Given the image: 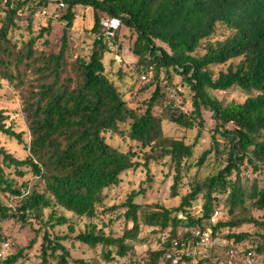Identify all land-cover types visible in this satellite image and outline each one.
Wrapping results in <instances>:
<instances>
[{
  "label": "trees",
  "instance_id": "trees-1",
  "mask_svg": "<svg viewBox=\"0 0 264 264\" xmlns=\"http://www.w3.org/2000/svg\"><path fill=\"white\" fill-rule=\"evenodd\" d=\"M48 2L38 1L43 5ZM60 2L66 4V11L60 17L65 21L61 48L57 53L41 52L37 56L41 63L34 64L33 68L39 81L29 89L23 102L31 133L26 144L29 154L17 158L0 148L4 162L18 167L20 174H23L21 167H29L38 181L24 194L23 190L14 187L13 180L6 176L0 163V191L14 192L20 202L10 214L22 221L29 216L38 217L51 227L67 225L68 231L74 232L76 221L61 208L91 220L105 212L107 190L120 182L122 173L143 166L149 175L150 163L165 158L175 170L171 189L176 195L181 170L192 156L195 143L166 135L163 119L155 112L161 96H169L166 88L178 86L172 82L174 74L181 76V83L189 88L194 110L191 116L179 112L171 119L190 128L197 118L203 124L202 107L209 108L215 126L211 146L203 151L199 164L215 151L218 157H223L224 166L203 181L192 182L191 190L171 208L160 203L137 201L143 188L130 193L121 204L125 208L121 234H107L93 222L74 239L69 233L52 236L46 229L41 243L42 263L47 264L53 258L56 264H92L87 259L72 257L69 247L64 244V240L70 238L90 246L100 245L106 260L116 255L124 257L134 251L132 241L139 239L140 225L146 223L158 233H165L162 246L152 253L151 264H157L160 255L165 264H170L164 254L181 229L187 228L189 236L192 228L206 226L205 217L215 208H220L223 216L224 203H220L219 194L222 192L232 216L228 220L221 216L214 226L215 232L222 227L233 229L252 222L262 228L257 235L241 230L225 233L224 249L232 239L235 242L248 239L259 264H264V221L251 216L246 205V201L251 200L252 206L264 208V186L257 181L245 185L241 176L244 165L254 169L264 165V0ZM29 3L30 0H0V71L3 74L11 66L19 72L22 62L29 64L34 59V40L17 48L11 38L21 11L26 6L31 9ZM79 5L93 9V25L89 29L95 36L92 50L88 59L79 58L73 63L75 80L68 76L60 80L68 32ZM103 15L119 17L122 25L136 32L133 52L138 56V68L148 71V67L153 66L155 69L154 90L143 112L128 105L118 86L105 72L103 55L110 51L107 40L115 39L118 31L113 37L104 35ZM218 26L225 31L222 37H216ZM49 31L50 24L41 28L38 35ZM161 70L167 76L165 82L159 78ZM235 86L246 93L244 101L223 103L210 92ZM7 118L4 110H0V131L24 142L21 131L6 125ZM125 130L143 149L140 159L136 158L135 151L121 150L106 138V132L123 134ZM200 193L203 200L196 208ZM45 208L50 209L46 220L43 217ZM116 208L113 205L108 209ZM8 209L0 201L2 219ZM198 209L203 212L202 217L196 216ZM1 227L0 241L7 240ZM23 250L9 254L4 264H14L23 255Z\"/></svg>",
  "mask_w": 264,
  "mask_h": 264
},
{
  "label": "rangeland",
  "instance_id": "rangeland-1",
  "mask_svg": "<svg viewBox=\"0 0 264 264\" xmlns=\"http://www.w3.org/2000/svg\"><path fill=\"white\" fill-rule=\"evenodd\" d=\"M38 1L30 0L31 9L26 6L21 11L17 19V25L11 32V38L16 43L17 48L23 47L30 40H34L32 44L35 50L34 59L32 58L29 64L22 62L19 72L13 66L5 74L0 71V110H4L8 116L5 121L6 125H11L16 131H21L24 136V142H19L16 138L0 131V148L3 147L17 158H25L29 154L26 144L30 141L31 133L25 120L23 102L28 95L29 89L39 81L38 73L33 68V65L41 63V60L37 57L41 52L50 54L57 53L60 50L65 24V21L60 17L66 11V4L60 7L58 4L59 0H49L46 5L39 4ZM44 10H47V12L44 13ZM75 11L76 18L68 32V45L60 80L67 76L75 80L73 63L79 58L88 59L95 37L89 30L93 25V9L79 5ZM1 17L2 14L0 12V20ZM104 17L105 15L102 16V18ZM48 24H50V31L39 36L41 28ZM224 34V29L218 26L216 37H222ZM135 39L136 32L122 25L117 32L116 38L107 40L110 51L104 53L103 62L106 74L118 86L128 105L139 112H143L154 90V82L156 80L154 74L156 72L153 66H149L148 71L138 68V56L133 52ZM157 43L164 45L159 41ZM143 74L147 75L146 79L142 77ZM159 78L163 82L167 81L164 70L159 73ZM172 79L173 83L176 82L175 84L182 87L183 92L179 93L173 99L174 101H171L169 96L163 94L155 106V112L163 119V130L166 135L183 139L186 143H195L192 156L181 170L177 194H172L171 186L174 183L175 170L168 158L152 161L149 175L143 166L129 169L122 173L120 182L117 185L107 190L105 199L106 210L97 217L90 220L86 217L76 216L62 208L60 209L76 221L75 231L69 232L67 225L51 227L38 217L29 216L26 221L17 219L10 213L20 203L18 196L14 192L0 191V201L9 207L6 216L2 219L1 232L10 241L11 254L24 248L23 255L18 258L22 260L21 264H43L41 260V243L46 229L52 236L56 233H69L71 238L74 239V236L79 231L84 230L88 223L93 222L99 230H103L107 234L112 232L121 234L124 229L122 214L125 210L121 204L130 193L143 188V192L136 197L137 201L143 204L160 203L165 207L171 208L177 206L181 197L191 190L192 182H201L224 166L223 157H218L215 151L210 152L206 156L205 161L199 164L203 151L211 146V135L215 126V120L209 108L202 107L203 124L197 118L193 127L190 128L171 119V116L179 112H184L186 115L191 116L194 110L190 90L181 83V76L174 74ZM210 92L222 100L223 103L230 101L242 102L246 98V93L237 86L227 90L212 89ZM125 131L123 134L113 135L110 132H106L105 135L111 144L124 151H135L137 153L136 158L140 159L143 149H141L139 143L131 140L127 131ZM220 140L223 142L222 139ZM0 163L6 176L13 180L15 188L27 191L31 185L38 183L37 176L32 173L29 167H21L23 174H20L17 171L19 170L17 169L18 167L15 168L14 165L3 161L1 153ZM241 176L245 185L250 186L251 183L257 181L260 186H264V165L256 169L244 165ZM38 185L39 187L41 186L40 184ZM219 194L220 203H224L222 219L228 220L232 215L228 212L225 204L226 195L222 192H219ZM202 195L200 193L195 202L196 208L203 200ZM113 205L117 206V208L114 210L108 209ZM246 205L249 209V212H247L251 216L264 221V208L252 206L251 200H247ZM49 210V208L43 210L45 220ZM247 212L245 211V213ZM229 230L247 231L249 234L257 235L258 231H262V228L252 222L244 223L239 228H229ZM221 235L217 242L226 244L224 234L222 237ZM138 236L139 239L132 241L133 252L124 257L116 255L111 260L104 259L100 245L90 246L87 243L72 240L71 238L64 240V244L69 247L73 258H84L92 264H151L153 260L152 253L162 246L161 242L165 233H158L153 227L142 223ZM30 242H33L32 245H30ZM14 264H17L16 261ZM47 264H56V261L50 258ZM157 264H165L161 259V255L158 257Z\"/></svg>",
  "mask_w": 264,
  "mask_h": 264
},
{
  "label": "built area",
  "instance_id": "built-area-1",
  "mask_svg": "<svg viewBox=\"0 0 264 264\" xmlns=\"http://www.w3.org/2000/svg\"><path fill=\"white\" fill-rule=\"evenodd\" d=\"M64 5V2L59 3L60 7ZM46 12L47 10H44V13ZM101 23L104 35L107 37H113L122 26L121 19L117 16L104 17ZM142 77L146 79L147 75L143 74ZM166 90L169 97L175 99L182 91V87L179 85L167 87ZM25 193L26 191H24ZM195 214L197 217L203 216V212L200 209L196 210ZM221 216V209L215 208L208 217H205L206 226L192 228L189 236L187 228L181 229L171 248L164 254V258L170 264H259L256 252L248 239L238 242L232 239L227 249H224L222 242H217L220 239V234L223 235L230 232L229 228L226 227H222L216 232L214 231V226L219 222ZM1 225L2 218L0 216ZM9 254H11L10 241H0V264H4V260L7 259ZM210 259L211 262L208 263L207 260ZM21 262V259L16 260L17 264H21Z\"/></svg>",
  "mask_w": 264,
  "mask_h": 264
}]
</instances>
